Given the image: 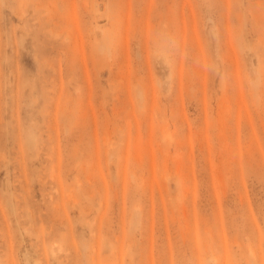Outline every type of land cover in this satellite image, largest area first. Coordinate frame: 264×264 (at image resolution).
<instances>
[{
    "label": "rangeland",
    "instance_id": "obj_1",
    "mask_svg": "<svg viewBox=\"0 0 264 264\" xmlns=\"http://www.w3.org/2000/svg\"><path fill=\"white\" fill-rule=\"evenodd\" d=\"M28 1L0 0V264H264V0Z\"/></svg>",
    "mask_w": 264,
    "mask_h": 264
},
{
    "label": "bare ground",
    "instance_id": "obj_2",
    "mask_svg": "<svg viewBox=\"0 0 264 264\" xmlns=\"http://www.w3.org/2000/svg\"><path fill=\"white\" fill-rule=\"evenodd\" d=\"M28 1V0H27ZM29 2V1H28ZM31 3V2H30ZM34 4H36V3H34ZM40 5V4H39ZM42 5V4H41ZM41 5L39 6V8L41 7ZM68 5H69V3H68ZM37 6V5H36ZM38 7V6H37ZM36 10V9H35ZM38 10V9H37ZM22 13L23 12H21V15H22ZM23 16H25L24 14H23ZM23 16H20V18H22ZM69 16V15H68ZM39 18V17H38ZM37 18V19H38ZM69 18V17H68ZM70 18H71V16H70ZM72 19V18H71ZM76 22V21H75ZM39 23H40V21H39ZM23 87V86H22Z\"/></svg>",
    "mask_w": 264,
    "mask_h": 264
}]
</instances>
